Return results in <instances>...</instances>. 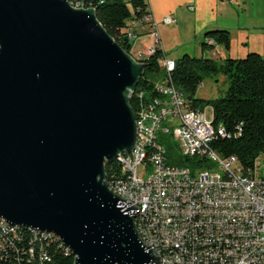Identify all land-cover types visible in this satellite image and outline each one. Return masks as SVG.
Returning a JSON list of instances; mask_svg holds the SVG:
<instances>
[{
  "label": "water",
  "instance_id": "water-1",
  "mask_svg": "<svg viewBox=\"0 0 264 264\" xmlns=\"http://www.w3.org/2000/svg\"><path fill=\"white\" fill-rule=\"evenodd\" d=\"M145 66L94 7L0 0V218L53 234L73 264H159L105 172L135 145Z\"/></svg>",
  "mask_w": 264,
  "mask_h": 264
},
{
  "label": "built area",
  "instance_id": "built-area-1",
  "mask_svg": "<svg viewBox=\"0 0 264 264\" xmlns=\"http://www.w3.org/2000/svg\"><path fill=\"white\" fill-rule=\"evenodd\" d=\"M173 21L170 15L162 18ZM147 23L155 39L148 56L158 47L155 22L151 13L133 21L134 26ZM161 67L166 75L154 82L155 96L135 92L136 142L120 157L121 172L110 188L139 207L138 235L159 264H264V156L247 168L235 155H220L211 142L224 130L206 129L203 110L193 109L172 83L174 60L163 57ZM165 135L176 141L181 155L212 165L193 171L170 164L160 141ZM140 165L143 175H138Z\"/></svg>",
  "mask_w": 264,
  "mask_h": 264
},
{
  "label": "trees",
  "instance_id": "trees-1",
  "mask_svg": "<svg viewBox=\"0 0 264 264\" xmlns=\"http://www.w3.org/2000/svg\"><path fill=\"white\" fill-rule=\"evenodd\" d=\"M72 5L94 7L96 17L127 52H130L135 34L126 30L127 23L150 13L147 0H69ZM204 49L230 47V32L227 29H211L205 32ZM211 40V43L209 42ZM163 51H155L144 57L145 70L136 86L145 97L156 95L154 82L165 77L160 59ZM223 74L228 87L224 96L212 99L199 98L197 88L207 76ZM172 83L182 93L193 109L212 108L210 129L221 127L224 135L216 134L211 146L222 156L235 155L242 166L251 168L258 156H264V56L250 51L242 57L211 58L205 55L183 54L174 60L170 72ZM135 93L130 104L135 109ZM168 153L170 164L190 167L193 171L205 164L197 157L183 156L170 136L160 138ZM106 179L119 176L121 169L115 160L105 164ZM16 229V230H15ZM44 254L46 259H41ZM73 256L55 236H36L29 228H0V264H73Z\"/></svg>",
  "mask_w": 264,
  "mask_h": 264
},
{
  "label": "crops",
  "instance_id": "crops-1",
  "mask_svg": "<svg viewBox=\"0 0 264 264\" xmlns=\"http://www.w3.org/2000/svg\"><path fill=\"white\" fill-rule=\"evenodd\" d=\"M151 18L156 25L158 47L164 57L180 51L191 54L192 48L198 55L211 58L242 57L250 51L264 56V0H147ZM193 6V9H189ZM166 15L174 17L172 23L162 22ZM135 39L130 53L147 57V50L155 43L151 24L127 23ZM227 29L230 32V47L204 49L205 32L211 29ZM138 41V43H137ZM212 54V55H211ZM213 54L216 56L213 57ZM239 55V56H238Z\"/></svg>",
  "mask_w": 264,
  "mask_h": 264
},
{
  "label": "rangeland",
  "instance_id": "rangeland-1",
  "mask_svg": "<svg viewBox=\"0 0 264 264\" xmlns=\"http://www.w3.org/2000/svg\"><path fill=\"white\" fill-rule=\"evenodd\" d=\"M127 27L130 28V26H127ZM137 43H138V41H137ZM189 52L191 53V55L199 56L198 53H195V51H193L192 48L190 49ZM181 55H183V52L180 53V51H176V52L174 51V52H171L168 56L180 57ZM215 56L216 55L213 54V57H215ZM162 58L160 59V64H161ZM227 87H228V80H227V77L225 75L218 74L216 76H213V75L207 76L203 79L201 84L198 86L196 95L199 98H203V99H212V98H216V97H221V96H224V94L227 90ZM203 112H204L205 116L207 117L206 120L212 121V108H211V106L206 105L203 109ZM143 171H144V167L142 165H140L138 167V175H143Z\"/></svg>",
  "mask_w": 264,
  "mask_h": 264
},
{
  "label": "bare ground",
  "instance_id": "bare-ground-1",
  "mask_svg": "<svg viewBox=\"0 0 264 264\" xmlns=\"http://www.w3.org/2000/svg\"><path fill=\"white\" fill-rule=\"evenodd\" d=\"M73 6H76V7H81V6H79V5H73ZM209 42H210V40H209ZM134 113H135V122H136V112L134 111ZM210 121H208V120H206V129H210ZM123 155H124V153L123 154H120V155H118L117 156V158L115 159L118 163H120V157H123ZM110 186V185H109ZM112 190H113V192L116 194V189H113V188H111ZM11 224H9V223H5L4 222V220L3 219H1L0 218V228L3 230V231H6V230H9L11 227L12 228H16V227H18V226H13V225H11ZM30 229V228H29ZM16 230V229H15ZM32 231H33V229H31ZM37 233H40V234H47V235H51V236H54L53 234H51V233H46V232H40V231H37ZM58 239V238H57Z\"/></svg>",
  "mask_w": 264,
  "mask_h": 264
}]
</instances>
